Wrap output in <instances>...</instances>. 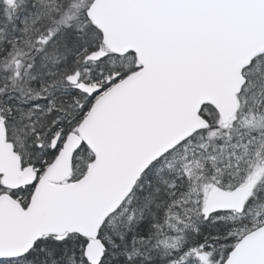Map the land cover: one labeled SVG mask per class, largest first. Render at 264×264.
Listing matches in <instances>:
<instances>
[{"label":"snow or ice","instance_id":"snow-or-ice-1","mask_svg":"<svg viewBox=\"0 0 264 264\" xmlns=\"http://www.w3.org/2000/svg\"><path fill=\"white\" fill-rule=\"evenodd\" d=\"M0 264H264V0H0Z\"/></svg>","mask_w":264,"mask_h":264}]
</instances>
